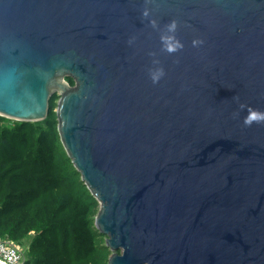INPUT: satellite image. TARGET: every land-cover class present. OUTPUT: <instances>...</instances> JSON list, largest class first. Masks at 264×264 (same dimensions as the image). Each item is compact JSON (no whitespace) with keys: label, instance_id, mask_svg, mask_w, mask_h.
<instances>
[{"label":"water","instance_id":"1","mask_svg":"<svg viewBox=\"0 0 264 264\" xmlns=\"http://www.w3.org/2000/svg\"><path fill=\"white\" fill-rule=\"evenodd\" d=\"M54 94L108 264H264V0H0V116Z\"/></svg>","mask_w":264,"mask_h":264},{"label":"trees","instance_id":"2","mask_svg":"<svg viewBox=\"0 0 264 264\" xmlns=\"http://www.w3.org/2000/svg\"><path fill=\"white\" fill-rule=\"evenodd\" d=\"M59 99L52 96L44 121L0 116V241L19 246L24 264H108L99 203L61 142Z\"/></svg>","mask_w":264,"mask_h":264},{"label":"built area","instance_id":"3","mask_svg":"<svg viewBox=\"0 0 264 264\" xmlns=\"http://www.w3.org/2000/svg\"><path fill=\"white\" fill-rule=\"evenodd\" d=\"M0 261L4 264H24L22 249L10 241H0Z\"/></svg>","mask_w":264,"mask_h":264}]
</instances>
